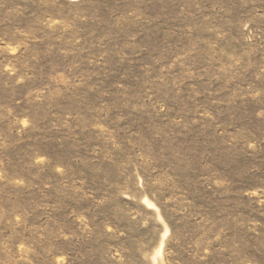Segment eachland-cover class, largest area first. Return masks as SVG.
Instances as JSON below:
<instances>
[{
    "label": "rangeland",
    "instance_id": "374dc122",
    "mask_svg": "<svg viewBox=\"0 0 264 264\" xmlns=\"http://www.w3.org/2000/svg\"><path fill=\"white\" fill-rule=\"evenodd\" d=\"M0 264H264V0H0Z\"/></svg>",
    "mask_w": 264,
    "mask_h": 264
}]
</instances>
